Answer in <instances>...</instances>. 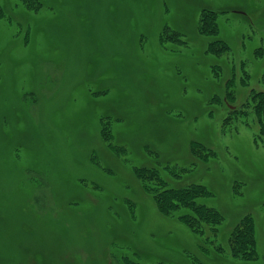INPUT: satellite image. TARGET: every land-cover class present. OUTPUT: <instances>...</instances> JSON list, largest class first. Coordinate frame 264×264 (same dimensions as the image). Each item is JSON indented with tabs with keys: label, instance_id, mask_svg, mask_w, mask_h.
<instances>
[{
	"label": "rangeland",
	"instance_id": "rangeland-1",
	"mask_svg": "<svg viewBox=\"0 0 264 264\" xmlns=\"http://www.w3.org/2000/svg\"><path fill=\"white\" fill-rule=\"evenodd\" d=\"M21 1L0 0V264H264L258 120L248 109L223 130L236 103L220 100L244 74L236 102L264 90V0ZM204 8L224 11L217 35L199 32ZM215 38L227 52L206 51ZM192 140L216 155L201 162ZM156 172L211 191L199 202L223 219L205 226L207 252L159 211L143 185ZM248 216L257 256L235 259L229 235Z\"/></svg>",
	"mask_w": 264,
	"mask_h": 264
},
{
	"label": "trees",
	"instance_id": "trees-1",
	"mask_svg": "<svg viewBox=\"0 0 264 264\" xmlns=\"http://www.w3.org/2000/svg\"><path fill=\"white\" fill-rule=\"evenodd\" d=\"M25 7L29 10L37 9L42 6V1L40 0H22L21 1ZM224 11H217L210 8H204L201 11L199 18V32L201 34L207 35H217L219 33V25L217 23L218 14ZM4 9L0 5V16L4 15ZM185 41H180V45ZM258 52L261 47H258ZM229 49L228 44L219 38H215L209 42L206 47V51L210 54L219 55L227 52ZM262 49V48H261ZM261 53V51L259 52ZM212 69L215 74L217 70H221L220 66L217 64L212 65ZM219 72V71H218ZM248 75L244 74L240 78V81L237 83L235 79L230 78L226 81L227 92L220 99L221 102H230L236 103L233 107L227 108V114L223 118L222 129L228 130L231 129L233 120L241 119L242 116L247 114L248 109L254 111L257 123L259 124L258 129V138L264 143V90H255L250 88V97L249 99L243 98L241 101L236 102L237 95L235 90L239 88L249 87ZM264 80V78H263ZM240 84V85H239ZM264 85V84H263ZM102 92V91H100ZM96 92V93H100ZM217 98V97H216ZM215 96L212 97V100H216ZM217 100H219L217 98ZM103 123L101 127V133H108L110 131L111 121L108 116L102 117ZM235 127V125H234ZM233 127V128H234ZM232 128V129H233ZM191 151L194 156H196L201 162H206L216 155V151L213 148L205 145L201 141L192 140L191 141ZM114 149H118L116 146H113ZM147 168V169H146ZM151 174V170L148 167H145V164H142L138 167H135V171ZM180 168H171L169 171L172 178L179 179V174L176 171H179ZM152 183H147L146 176L143 179V185L146 188L147 192L153 197L155 203L157 204L159 211L162 214L166 215L169 218H174L183 225L190 228L192 231L197 232V234L202 237L203 245H201L203 251H208V235H205V226H210V230L215 234L216 225L221 222L223 219L221 214L213 207H209L202 202H199V199L203 196H209L211 191L203 184L190 183L187 186H174L169 180L159 173H154V177L150 176ZM241 224H238L237 229L231 231L228 239L229 251L231 252L232 257L235 259L248 260L256 258V237H255V225L252 221V217L249 216L244 218ZM241 240L245 243H241ZM223 248L220 244L217 245L216 251H221ZM114 256V255H113ZM197 256V255H195ZM191 256L193 261H199V258ZM115 257V256H114ZM115 264H143L139 261L133 260V257L130 256H116L113 260ZM117 261V263H116Z\"/></svg>",
	"mask_w": 264,
	"mask_h": 264
}]
</instances>
